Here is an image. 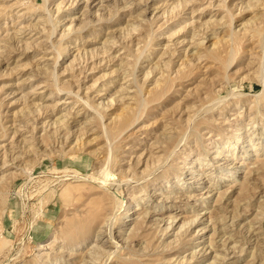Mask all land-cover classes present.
Masks as SVG:
<instances>
[{
  "label": "rangeland",
  "instance_id": "obj_1",
  "mask_svg": "<svg viewBox=\"0 0 264 264\" xmlns=\"http://www.w3.org/2000/svg\"><path fill=\"white\" fill-rule=\"evenodd\" d=\"M263 43L264 0H0V264H264Z\"/></svg>",
  "mask_w": 264,
  "mask_h": 264
},
{
  "label": "bare ground",
  "instance_id": "obj_2",
  "mask_svg": "<svg viewBox=\"0 0 264 264\" xmlns=\"http://www.w3.org/2000/svg\"><path fill=\"white\" fill-rule=\"evenodd\" d=\"M100 1H101V0H100ZM107 1H108V0H107ZM109 4H110V3H109ZM178 4H179V3H178ZM180 6H181V5H180ZM59 7H61V6H59ZM59 7H58V8H59ZM102 7H103V6H102ZM56 8H57V7H56ZM58 8H57V9H58ZM178 8H179V5H178ZM57 9H56V10H57ZM56 10H55V12H56ZM57 11H59V10H57ZM180 11L182 12V10H180ZM180 11H179V13H180ZM177 13H178V12H177ZM179 13H178V14H179ZM52 19H53V18H52ZM69 26H70V25H69ZM50 30H51V29H50ZM52 32H53V31H52ZM247 32H248V31H247ZM247 32H246V33H247ZM256 33L258 34L257 31H256ZM253 34H254V33H253ZM248 35H249V34H248ZM257 36H258V35H257ZM249 37H250V36H249ZM250 38H251V37H250ZM258 38H259V37H258ZM258 41H259V40H258ZM260 41H261V39H260ZM201 43H202V42H201ZM201 43H200V44H201ZM258 44H259V43H258ZM263 44H264V43H263ZM198 45H199V43H198ZM202 45H203V44H202ZM263 46H264V45H263ZM259 47H260V46H259ZM262 48H263V47H262ZM173 51H174V50H173ZM172 55H174V54H172ZM261 56H262V55H261ZM172 57H173V56H172ZM262 58H264V57H262ZM169 62H170V61H169ZM178 71H179V70H178ZM178 71H177V72H178ZM174 73L176 74V71H175ZM146 76H147V75H146ZM262 82H264V81H262ZM155 87H156V86H155ZM262 89H263V88H262ZM69 93H70V92H69ZM76 97H77V96H76ZM82 100H83V99H82ZM216 103H217V102H216ZM219 104H220V103H219ZM213 105H214V104H213ZM37 112H38V111H37ZM38 115H39V114H38ZM55 124H56V123H55ZM67 124H68V123H67ZM66 127H67V126H66ZM67 128H68V127H67ZM261 131H262V130H261ZM237 136H239V135H237ZM185 137H186V135H185ZM165 139H167V138L165 137ZM261 139H263V138H261ZM170 140H171V139H170ZM179 140H180V139H179ZM236 140H237V139H236ZM238 141L240 142V141H241V138H239ZM238 141H236V142H238ZM157 144H158V143H157ZM161 145H162V144H161ZM176 146H177V145H175V147H176ZM160 147H161V146H160ZM176 148H177V147H176ZM227 149H228V148H227ZM233 149H234V148H233ZM171 152H172V151H171ZM221 153H222V152H221ZM170 154H171V153H170ZM170 154H169V155H170ZM217 154H218V153H217ZM219 154H220V152H219ZM224 155H225V154H224ZM226 156H228V155H226ZM166 159H168V158H166ZM106 160H107V159H106ZM155 161H156V160H155ZM159 162H160V161H159ZM109 163H110V162H109ZM163 164H164V163H163ZM107 165H108V164H107ZM159 166H160V165H159ZM161 166H162V165H161ZM160 168H161V167H160ZM184 168H185V167H184ZM156 170H157V169H156ZM156 170H155V171H156ZM107 172H108V171H107ZM108 173H109V172H108ZM101 174H102V173H101ZM106 174H107V173L104 172L103 175L105 176ZM148 175H150V174H148ZM148 175H147V176H148ZM101 177H102V176H101ZM129 181H130V180H129ZM105 182H106V181H105ZM101 183H103V182H101ZM99 184H100V183H99ZM103 184H104V183H103ZM104 185H105V184H104ZM111 185H112V184H111ZM102 187H104V186L102 185ZM115 190H117V188H116ZM113 192H114V191H113ZM134 196H135V195H134ZM121 199H122V198H121ZM119 204H120V202H119ZM119 206H120V205H119ZM129 206H130V205H129ZM145 212H146V211H145ZM144 215H145V214H144ZM144 217H145V216H144ZM167 220H168V219H167ZM175 221H176V219H175ZM167 222H168V221H167ZM173 222H174V219L172 218L171 221H169V223H167V227L165 226V227H166V228H165V231H166V229H168L169 227L172 226V223H173ZM191 223H194V222L191 221ZM183 225H184V224H183ZM186 225H187V224H185L184 226H186ZM103 226H104V225H103ZM182 227H183V226H182ZM182 227H179V228H180V229H183L184 227H183V228H182ZM189 227H190V226H189ZM163 229H164V228H163ZM180 229H179V230H180ZM220 230H221V229H220ZM222 230H223V229H222ZM180 231H182V230H180ZM183 233H184V232H183ZM110 237H111V236H110ZM174 237H175V236H174ZM178 237H179V236H178ZM176 239H177V237H176ZM233 244H234V243H233ZM234 245H235V244H234ZM211 247H212V246H211ZM210 249H211V248H210ZM231 249H232V248H231ZM222 250H223V249H222ZM224 250H225V251H229V250H226V249H224ZM239 250H240V249H239ZM239 250H238V251H239ZM220 251H221V250H220ZM231 251H232V250H231ZM229 252H230V251H229ZM227 253H228V252H227ZM232 253H233V252H232ZM216 254H217V253H216ZM219 254H220V253H219ZM219 254H217V255H219ZM221 254H222V252H221ZM223 254H224V253H223ZM225 254H226V253H225ZM225 254H224V255H225ZM215 258H216V255H215ZM215 258H214V259H215ZM184 259H185V258H184ZM215 260H217V259H215ZM182 261H183V260H182ZM183 262H184V261H183ZM181 263H182V262H181ZM214 264H215V262H214Z\"/></svg>",
  "mask_w": 264,
  "mask_h": 264
}]
</instances>
